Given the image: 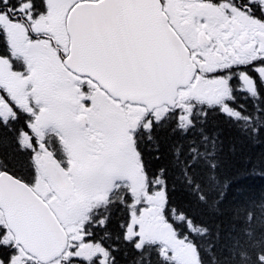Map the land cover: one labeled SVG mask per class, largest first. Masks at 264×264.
Here are the masks:
<instances>
[{"label":"snow or ice","instance_id":"obj_1","mask_svg":"<svg viewBox=\"0 0 264 264\" xmlns=\"http://www.w3.org/2000/svg\"><path fill=\"white\" fill-rule=\"evenodd\" d=\"M257 146L264 0H0V264H264Z\"/></svg>","mask_w":264,"mask_h":264},{"label":"trees","instance_id":"obj_2","mask_svg":"<svg viewBox=\"0 0 264 264\" xmlns=\"http://www.w3.org/2000/svg\"><path fill=\"white\" fill-rule=\"evenodd\" d=\"M264 151V146H257L255 149L252 150L253 155ZM248 185L250 196L259 197L261 192H264V178H250L248 181L245 182ZM234 195V193H230V196Z\"/></svg>","mask_w":264,"mask_h":264}]
</instances>
